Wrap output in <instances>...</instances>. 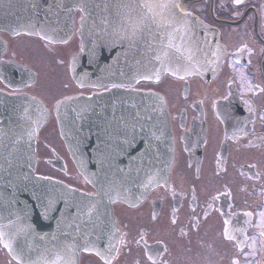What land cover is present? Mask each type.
<instances>
[{
	"label": "water",
	"instance_id": "water-1",
	"mask_svg": "<svg viewBox=\"0 0 264 264\" xmlns=\"http://www.w3.org/2000/svg\"><path fill=\"white\" fill-rule=\"evenodd\" d=\"M192 2L0 0V83L22 90L37 82L55 99L48 106L0 89V243L16 263L69 264L84 251L112 256L119 244L114 202L133 204L168 180L167 104L134 86L165 74H215L223 46L191 14ZM19 36L12 58H3ZM74 40L73 54L63 50V69L50 63L42 45ZM70 82L92 91L66 96ZM51 113L77 182L91 191L35 173L36 139Z\"/></svg>",
	"mask_w": 264,
	"mask_h": 264
},
{
	"label": "flooded vegetation",
	"instance_id": "flooded-vegetation-1",
	"mask_svg": "<svg viewBox=\"0 0 264 264\" xmlns=\"http://www.w3.org/2000/svg\"><path fill=\"white\" fill-rule=\"evenodd\" d=\"M192 3L191 14L215 30L223 46L215 74H165L134 86L161 94L167 104L168 180L133 204L114 202L115 254L84 251L69 264H264V0ZM19 39H9L3 58H12L8 53ZM42 46L50 63L63 69L77 42ZM64 84L66 96L92 91ZM0 89L39 96L48 106L55 102L37 82L22 90L0 83ZM48 119L36 140L35 173L91 191L77 182L52 113ZM0 264H20L1 243Z\"/></svg>",
	"mask_w": 264,
	"mask_h": 264
},
{
	"label": "snow or ice",
	"instance_id": "snow-or-ice-1",
	"mask_svg": "<svg viewBox=\"0 0 264 264\" xmlns=\"http://www.w3.org/2000/svg\"><path fill=\"white\" fill-rule=\"evenodd\" d=\"M168 5H161V7H167ZM262 215H264V214H262ZM227 223V222H226ZM261 227H264V223H262L261 225H260ZM226 235H227V233H226ZM59 259V258H58Z\"/></svg>",
	"mask_w": 264,
	"mask_h": 264
},
{
	"label": "rangeland",
	"instance_id": "rangeland-1",
	"mask_svg": "<svg viewBox=\"0 0 264 264\" xmlns=\"http://www.w3.org/2000/svg\"><path fill=\"white\" fill-rule=\"evenodd\" d=\"M51 75H52L53 78H54V77H55V78L57 77V75H55V74H51Z\"/></svg>",
	"mask_w": 264,
	"mask_h": 264
}]
</instances>
